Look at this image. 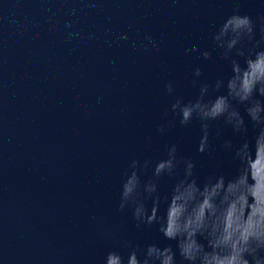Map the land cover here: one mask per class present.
<instances>
[{"label":"water","instance_id":"obj_1","mask_svg":"<svg viewBox=\"0 0 264 264\" xmlns=\"http://www.w3.org/2000/svg\"><path fill=\"white\" fill-rule=\"evenodd\" d=\"M0 264H264V0H0Z\"/></svg>","mask_w":264,"mask_h":264}]
</instances>
